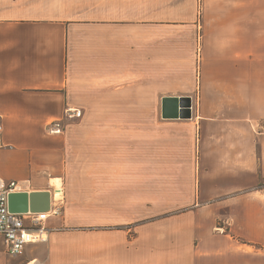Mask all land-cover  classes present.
Returning <instances> with one entry per match:
<instances>
[{
  "label": "crops",
  "instance_id": "obj_1",
  "mask_svg": "<svg viewBox=\"0 0 264 264\" xmlns=\"http://www.w3.org/2000/svg\"><path fill=\"white\" fill-rule=\"evenodd\" d=\"M130 1L0 0V179L50 195L46 241L0 264H264V0Z\"/></svg>",
  "mask_w": 264,
  "mask_h": 264
},
{
  "label": "built area",
  "instance_id": "obj_2",
  "mask_svg": "<svg viewBox=\"0 0 264 264\" xmlns=\"http://www.w3.org/2000/svg\"><path fill=\"white\" fill-rule=\"evenodd\" d=\"M81 111L67 108L64 118H78ZM46 130L49 134H61L63 132L62 119L52 120L48 123ZM2 124L0 123V134ZM18 182L11 180L5 182L0 179V241L5 252L11 257L21 256L28 244L44 242L47 239L48 229L43 226V221L47 218L48 212L25 213L11 212L8 207V194L20 191ZM52 214H57L58 208L51 210ZM23 264H41L36 258L30 259Z\"/></svg>",
  "mask_w": 264,
  "mask_h": 264
},
{
  "label": "rangeland",
  "instance_id": "obj_3",
  "mask_svg": "<svg viewBox=\"0 0 264 264\" xmlns=\"http://www.w3.org/2000/svg\"><path fill=\"white\" fill-rule=\"evenodd\" d=\"M20 2H24V0H18ZM28 1L32 5H42V6H48L51 9L56 8V10L61 11L63 10V13L65 15H75L76 13H81V15H86L88 12V6L89 4H92V0H25ZM169 2V1H168ZM196 0H171L170 3H166V0H162L161 2V17L163 18H172L177 17V19L181 18L184 14H187L189 12V9H192V7L195 5ZM130 5H132V9L135 10L136 8V1L132 0L129 2ZM159 6L158 1L153 0H146V6L150 7L151 11L153 7ZM195 7V6H194ZM202 4L198 7V13L196 16L195 25L198 28H202ZM176 11V16H172V12ZM58 202V201H56ZM63 202V201H62ZM59 204V203H57ZM58 208V213L61 212V206L56 205ZM57 213V214H58ZM128 213L129 222L131 225H128V227L124 229L128 230V236L130 239H132L136 234V225L141 224L143 222H149L147 217L145 218V215L147 216L151 212L148 211L146 208L145 211H133L130 210ZM139 217H143L142 220L138 219ZM152 233L151 229L146 230V234ZM0 247L2 248V244L0 242Z\"/></svg>",
  "mask_w": 264,
  "mask_h": 264
},
{
  "label": "water",
  "instance_id": "obj_4",
  "mask_svg": "<svg viewBox=\"0 0 264 264\" xmlns=\"http://www.w3.org/2000/svg\"><path fill=\"white\" fill-rule=\"evenodd\" d=\"M191 101L188 97L164 98L162 105V117L164 118H189ZM50 195L42 192H10L8 194V207L11 212L25 213L44 212L49 209Z\"/></svg>",
  "mask_w": 264,
  "mask_h": 264
},
{
  "label": "bare ground",
  "instance_id": "obj_5",
  "mask_svg": "<svg viewBox=\"0 0 264 264\" xmlns=\"http://www.w3.org/2000/svg\"><path fill=\"white\" fill-rule=\"evenodd\" d=\"M61 194V189L57 187L56 192L54 193V200L59 199L61 197Z\"/></svg>",
  "mask_w": 264,
  "mask_h": 264
}]
</instances>
